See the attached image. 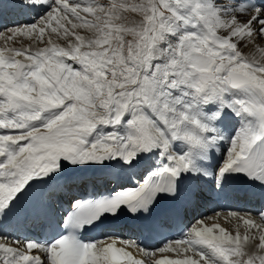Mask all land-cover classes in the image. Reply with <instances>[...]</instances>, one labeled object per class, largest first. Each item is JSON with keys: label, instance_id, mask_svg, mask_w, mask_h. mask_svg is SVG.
<instances>
[{"label": "snow or ice", "instance_id": "snow-or-ice-1", "mask_svg": "<svg viewBox=\"0 0 264 264\" xmlns=\"http://www.w3.org/2000/svg\"><path fill=\"white\" fill-rule=\"evenodd\" d=\"M17 37L34 50L12 46ZM0 41V264H264V209L259 222L229 210L235 235L204 217L154 250L110 234L80 238L124 209L147 216L164 196L159 227L231 176L264 200V0H0ZM225 109L240 121L230 138L217 124ZM225 140L213 172L202 162ZM149 155L158 167L122 186L120 174ZM64 164L74 174L60 175ZM92 168L108 173L110 195H93ZM85 181L88 196L61 222L53 197ZM44 227L56 238H29ZM157 251L179 258L153 259Z\"/></svg>", "mask_w": 264, "mask_h": 264}, {"label": "bare ground", "instance_id": "bare-ground-1", "mask_svg": "<svg viewBox=\"0 0 264 264\" xmlns=\"http://www.w3.org/2000/svg\"><path fill=\"white\" fill-rule=\"evenodd\" d=\"M84 1H86V0H81V2H84ZM81 4L83 5V4H86V3H81ZM33 15H34V13H33ZM17 18L18 17L10 14L7 17V20L11 21V20H15ZM25 38L26 37H17L16 38V42L12 46H14V47H25V48H29L30 50H34L32 48V46L26 45V44H22L23 43L22 41ZM21 39H22V41H21L22 43L19 42V40H21ZM28 41L30 42V40H28ZM0 46H3V41H0ZM18 59H22V58H18ZM210 105H212V107H208L207 109H210L211 111H215L216 110V106L214 104H210ZM217 124L225 133H227L229 138L234 134L235 130L240 127L239 119L236 116H234L233 113L229 112L227 109H225V115L223 116V118L220 121L217 122ZM228 147H229V143H228L227 140L220 142L216 146V148L210 150L209 159L207 161L202 162L203 165L206 168H208V169H210V170H212L214 172L216 169H218L222 165V163L224 161V158H225V155H226V152L228 150ZM156 167H158V165L156 164L155 159L150 164L149 156L142 158L140 165L138 166V168L136 170H134V173H135L134 175H133V172H131V173H129L127 171L123 172V173H125V174H127L129 176V180H128L127 183H125L126 181H123L122 186H125V187H136V183L134 182L132 177H135V180H143V178L150 171H153ZM84 171L87 174V176L94 178L93 179L94 185L96 186V189L98 190V193L100 194L101 190H100V188H98V185L100 183L109 182V180L107 179L108 173L102 171L99 168L86 169ZM74 172H75V170L73 168H71V166H69L67 164H64L63 168L61 169L60 175L69 176V175L74 174ZM125 174L121 173L120 175L122 176V175H125ZM204 183L207 184L209 188H211V183H209L207 181H204ZM41 185L42 184L37 185V188L39 186H41ZM73 185H75L77 187L76 184H73ZM65 187H66L67 190L64 191V193L62 195L61 194L56 195L52 199L53 208H55V204H56V206L60 209V211L63 209V206L65 205V203L67 201L69 202L72 199V196L74 195V194H72L73 192L71 191L72 190L71 187H68V185H66ZM114 190L115 189H112V191H114ZM81 196H82V198L84 196H86L85 191L81 192ZM159 198L160 199H166L170 203V200L168 198L164 197V196H161ZM200 198H201L200 202H199V204L196 207L187 209L186 211H190L191 213H193V212L196 213L198 211V208H200L202 210V214L203 213L206 214L208 212V209L211 208L210 207V203L207 202V200H206V194L202 195ZM243 208H244L243 210H241L240 212H237V213L238 214H244V213L251 212L252 213V217L251 218L252 219H256L257 222H259L258 217L255 215L257 213V210H256L257 208H253V209H251L249 207H243ZM67 209H68V211H70L71 210V205H70L69 208L67 206ZM263 209H264V207H263ZM59 214H60V212H57L56 216L58 217ZM142 216L144 217L145 215L142 213ZM205 217H211L210 219L205 220V225L206 226L211 227L214 223H216V224H219L220 227H223L230 234L235 235L238 221L229 218L227 216V213L226 214L222 213V214H218V215H208V216H205ZM201 218H204V217H198V219L195 221V223L198 220H201ZM195 223H193V224H195ZM193 224H191L190 226H192ZM128 226L132 227L131 231L130 232L129 231L125 232V230H122V226L119 225V223H116L114 220H111L109 227L112 228V229L107 231V233L104 234L103 237L110 234V235L119 236V237H121L123 239L132 240V239L135 238V235H133L134 232L137 233V236H140L142 234L139 231V229L134 227V225L131 222H128ZM44 228H41V229H44ZM33 229L36 230L38 228H33ZM132 230H134V231H132ZM239 231H240L241 235H243L244 232H245V228L243 227L242 224H240ZM13 234L14 235H20L21 238H23V235H24L23 232H16V233H13ZM28 236H29V238H31V233H28ZM126 250L132 251L133 257L135 259H139L141 261H145L146 260V258L143 256V254L138 253L135 250H130V249H126ZM177 258H179V257H177L172 252L160 253L158 251L155 253V255L153 257V259H177Z\"/></svg>", "mask_w": 264, "mask_h": 264}, {"label": "rangeland", "instance_id": "rangeland-1", "mask_svg": "<svg viewBox=\"0 0 264 264\" xmlns=\"http://www.w3.org/2000/svg\"><path fill=\"white\" fill-rule=\"evenodd\" d=\"M88 1L91 2V0H86V1L81 2V3H89ZM97 2L103 4V3H106L107 0H97ZM135 15H136V14H131V13L128 14V16H129L130 19H131L133 16H135ZM86 18H87V17H86ZM77 31L79 32V34L84 35V36H86V37H87V36H90V35L92 34V33H91L89 30H87V29H82V28H81V29H78ZM21 41H22V39L19 40V42H21ZM22 42H23V43H22ZM22 42H21L22 44H26V45H30V46H32V41H30V42H31V43H30V42L28 41V39H26V38L23 39ZM25 42H26V43H25ZM57 42H58V41H57ZM21 43H20V44H21ZM58 43H59L61 46H63V44H64V42H63L62 40H60ZM41 46H42V45H41ZM69 63H71V61H69ZM215 106H216V105H215ZM208 107H212V105H208L207 108H208ZM207 108H206L207 111H211L210 109H207ZM151 162H152V161H150V164H151ZM122 174H125V173L122 172ZM125 176H126V177H125ZM125 176H124V179H123V178L121 179V180H122V183H123V181H126L125 183H127L128 180H129V176H128L127 174H125ZM127 176H128V177H127ZM127 178H128V179H127ZM190 227H191V226H190Z\"/></svg>", "mask_w": 264, "mask_h": 264}]
</instances>
